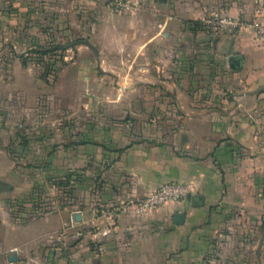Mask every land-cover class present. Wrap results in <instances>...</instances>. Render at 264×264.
<instances>
[{"label":"crops","instance_id":"crops-1","mask_svg":"<svg viewBox=\"0 0 264 264\" xmlns=\"http://www.w3.org/2000/svg\"><path fill=\"white\" fill-rule=\"evenodd\" d=\"M39 2L50 10L41 12L42 20L48 15L50 35L77 45L78 57L68 63L67 74H113L120 85L130 84L119 88L121 96L129 90L133 98L159 99L146 112L179 115L174 135L169 129L148 134L153 144L141 150L145 163L132 170L137 179L129 197L150 192L160 181L194 188L159 211L140 216L129 210L126 225L114 224L120 232L141 230L129 233L134 235L127 237L128 249L97 258L85 252V264H153L174 242L190 263L264 264V40L246 30L211 35L200 22L211 13L248 21L258 6L264 20V0H141L137 10L125 14L111 11L106 0ZM230 57L240 59V68H230ZM133 111L141 106L133 105ZM175 213H184L182 224H173ZM46 220L51 232L44 228L36 236L21 229L25 241L12 250L16 261H9L11 253L8 262L33 264L43 248L50 259L60 253L66 258L68 237L58 239L53 231L62 220ZM154 220L167 229L160 252L152 247ZM67 221L66 233L85 223Z\"/></svg>","mask_w":264,"mask_h":264},{"label":"rangeland","instance_id":"rangeland-1","mask_svg":"<svg viewBox=\"0 0 264 264\" xmlns=\"http://www.w3.org/2000/svg\"><path fill=\"white\" fill-rule=\"evenodd\" d=\"M39 1L0 0V264H12L6 257L23 245L22 228L36 236L44 228L52 229L46 219L85 223L67 233L65 224L56 225L58 239L68 237L66 258L60 253L50 259L43 248L33 264H85V252L97 258L127 250V237L134 235L129 233L141 230L120 232L114 224L126 225L129 210L172 182L160 181L146 194L128 195L131 181L137 179L133 171L145 163L141 160L146 151L141 150L153 144L149 135H162L164 129L174 135L179 115L146 112V106L159 99L133 98L129 90L121 96L119 88L130 84L120 85L113 74L91 72L85 78L81 70L67 74L68 63L78 57L77 45L50 35L48 15L41 19L50 10ZM236 30L264 40L253 29ZM135 104L141 106L138 113L133 111ZM160 135L154 138L162 139ZM75 213L80 214L79 221H74ZM155 221L150 227L152 247L160 252L167 229ZM196 263L183 259L174 242L170 252L160 254L153 264Z\"/></svg>","mask_w":264,"mask_h":264},{"label":"built area","instance_id":"built-area-1","mask_svg":"<svg viewBox=\"0 0 264 264\" xmlns=\"http://www.w3.org/2000/svg\"><path fill=\"white\" fill-rule=\"evenodd\" d=\"M141 5V0H109L108 6L111 11L118 14L130 13L137 10ZM261 9H254L253 19L245 21L243 19L211 13L201 18L202 26L211 34L215 35L220 30L233 31L238 28L253 29L260 37L264 38V20L260 18ZM194 190L191 184L177 182L162 184L158 189L146 195L133 208L137 215L145 214L160 204L169 201H177Z\"/></svg>","mask_w":264,"mask_h":264},{"label":"water","instance_id":"water-1","mask_svg":"<svg viewBox=\"0 0 264 264\" xmlns=\"http://www.w3.org/2000/svg\"><path fill=\"white\" fill-rule=\"evenodd\" d=\"M239 61H240V59L237 57H230V59H229L230 68H232V69L240 68L241 65L238 64ZM73 217H74V221L80 220V214L79 213H75L73 215ZM184 218H185L184 213H175L173 215V224H175V225L182 224L184 221ZM9 261L10 262L16 261V256H15L14 252H12V254L9 256Z\"/></svg>","mask_w":264,"mask_h":264},{"label":"trees","instance_id":"trees-1","mask_svg":"<svg viewBox=\"0 0 264 264\" xmlns=\"http://www.w3.org/2000/svg\"><path fill=\"white\" fill-rule=\"evenodd\" d=\"M5 185H6V183H5ZM6 186H7V188H9V185L8 184Z\"/></svg>","mask_w":264,"mask_h":264}]
</instances>
